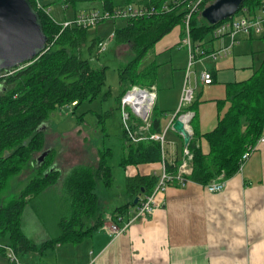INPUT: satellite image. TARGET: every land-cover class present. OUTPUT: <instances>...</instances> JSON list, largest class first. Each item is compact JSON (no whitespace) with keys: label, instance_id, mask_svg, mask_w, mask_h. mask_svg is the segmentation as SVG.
<instances>
[{"label":"trees","instance_id":"trees-1","mask_svg":"<svg viewBox=\"0 0 264 264\" xmlns=\"http://www.w3.org/2000/svg\"><path fill=\"white\" fill-rule=\"evenodd\" d=\"M29 1L39 13L43 31L48 37L46 48L22 66L11 68L14 71L10 74L4 75L5 70L0 72V236L8 234V244L16 253L42 251L49 245L82 241L105 220L94 192L96 182L100 179L107 186L112 182V171L107 162L109 148L97 151L94 169L77 165L69 170L66 186L71 195L70 215L59 219L57 225L60 230L55 237L39 244L32 242L24 234L21 222L30 199L53 186L59 178L60 171L52 164L51 149L46 151L41 161L36 160L39 166L37 175L29 180L16 197L4 200L13 175L35 160L34 155L41 150L44 141L41 126L49 112L70 105L77 108L83 102L92 101L101 94L105 83V66L94 68L90 66L88 58L81 56L83 47L91 54L101 39L92 38L87 43V28L76 24L62 27L46 13L45 7H39L36 0ZM168 1L170 0H143V5L155 7L157 11L126 18L121 27L113 30L114 41L118 45L129 46V58L117 67L120 82L118 104L123 93L132 85L150 86L155 83L158 65L155 61L139 68L155 43L179 24L183 29L182 36L185 35L184 3L162 9L163 4ZM263 2L264 0H244L236 13L253 16ZM102 8L112 11L116 7L111 0H103ZM213 29L214 25H209L199 12L191 14L188 33L194 45L208 37L212 38ZM251 35L258 37L264 44V27L260 34ZM104 94L108 95L110 91H105ZM217 102V121L202 134L208 143V152L203 153L196 145L198 134L193 129L187 144L192 153V171L188 179L201 185H206L221 175L227 179L235 174L242 154L264 131V48L263 58L252 75L242 81L227 83L225 98ZM224 108L225 111L222 112ZM84 114L82 112L77 115V120L82 122ZM151 130H161L154 108ZM123 136L125 155L120 161L123 167L161 160L158 142H131L125 131ZM177 164L176 161L174 165L165 161L166 170L176 172ZM157 180L158 176L155 174L125 177L124 187L130 201L113 209V221L119 224L124 218L128 220L130 208L136 206L133 204L134 197L141 189V194L150 193Z\"/></svg>","mask_w":264,"mask_h":264},{"label":"crops","instance_id":"crops-1","mask_svg":"<svg viewBox=\"0 0 264 264\" xmlns=\"http://www.w3.org/2000/svg\"><path fill=\"white\" fill-rule=\"evenodd\" d=\"M36 1L41 4L40 0ZM182 33L180 27L165 34L148 52L149 62L158 64L156 72L159 67H165L158 59L169 52L163 62L171 67L157 76L160 81L156 79L154 83V109L161 111L158 115L161 130L170 123L166 130L165 159L173 165L175 161L179 163L184 145L182 134L172 127L175 119L171 121L179 103L188 61ZM228 43L229 38L223 36L208 37L196 45L197 49L209 52ZM263 48V41L258 37L240 34L225 56L214 60L199 56L198 66L196 64L193 71L198 73L205 68L213 74L211 83H196V91H199L190 107L194 113L191 131L198 134L196 143L203 153L208 152V143L202 134L214 126L218 116L217 107L207 109L206 102L214 104L222 93L225 97L227 83L250 77L263 58ZM200 93L211 96L199 101ZM161 170V161L128 164L124 166V175L158 176ZM97 198L102 211L100 198ZM129 201L126 192L120 205ZM114 208H107L102 217L109 218ZM133 210L130 208L129 218ZM126 221L124 218L119 225ZM55 247L65 264H264V142L250 152L241 172L236 171L226 179L222 191L210 192L191 180L185 185L169 184L157 195L151 213L132 218L122 233L112 236L97 228L78 243H57ZM45 254V249L26 252L22 264H52L44 261ZM5 255L3 250L0 264H11Z\"/></svg>","mask_w":264,"mask_h":264},{"label":"rangeland","instance_id":"rangeland-1","mask_svg":"<svg viewBox=\"0 0 264 264\" xmlns=\"http://www.w3.org/2000/svg\"><path fill=\"white\" fill-rule=\"evenodd\" d=\"M112 1L118 8L127 4L142 5L143 0ZM40 2L41 4L38 2L37 4L40 6L44 4L46 13L56 23L72 21L77 15L88 10L101 12L103 9L101 0H40ZM238 14L235 13L234 15ZM125 19L109 17L95 26L87 28V43L92 38L97 37L107 42L106 50L101 53H98V46L94 47L91 54L87 53L85 47L81 50V56L88 58L90 66L94 68L105 66V83L101 89V94L92 101L83 102L77 108H73L70 105L49 112L47 119L41 126L44 133L41 150L34 155L35 160L27 164L21 172L13 175L8 189L5 191V201L16 197L29 180L37 175L36 172L39 171V166H37L36 160L43 152L51 149L53 152L52 164L60 171L59 178L53 186L45 189L40 195L32 197L22 215L23 232L32 242L39 244L51 237H55L59 233L60 229L57 222L60 218L68 217L71 212V195L66 186L67 173L77 165H85L94 169L97 163L98 150L109 148L107 162L112 171V182L110 185L107 186L102 180L98 179L94 187V192L100 198L102 204L103 212H101L104 214L107 208L111 206L114 208L122 203V196L126 192L123 185L125 180L124 167L120 165V161L125 155V143L123 141V132L125 130L122 126V111L117 102V94L120 90L117 67L129 58V53H127L129 46L118 45L110 35L114 28L121 27L125 23ZM180 27V24L176 25L170 32L173 33ZM168 55L169 52H166L161 59H158L159 62L164 63L163 66L165 67L158 68L157 76L161 75L168 67H171L167 62H163ZM149 58L148 53L140 63L139 68L146 65L149 62ZM196 64L198 66V63ZM196 64L192 67L193 70ZM157 79L159 80L158 77ZM196 85L194 99L199 91H196ZM108 90L110 94H104ZM210 96V94L203 95V93H200L199 101L207 100ZM222 97H224L223 93L219 95L214 104L206 102L205 107L207 109L209 106L218 107L217 101L225 98ZM223 110L225 111V108ZM82 112H85V114L82 122H80L76 117ZM155 112L158 115L161 114L158 108ZM195 120H198V118L196 117ZM8 237V234L0 236V254L3 253L4 245L9 243ZM56 245L46 247V260L44 261H51L52 264H65L66 261L60 259ZM25 254L17 253L22 263ZM3 259L8 263L7 256L6 259L8 261L5 258ZM45 263L47 264V262Z\"/></svg>","mask_w":264,"mask_h":264},{"label":"built area","instance_id":"built-area-1","mask_svg":"<svg viewBox=\"0 0 264 264\" xmlns=\"http://www.w3.org/2000/svg\"><path fill=\"white\" fill-rule=\"evenodd\" d=\"M209 1L212 0H170L168 2H165L162 7V9H169L173 5L184 3L186 10L184 20L185 35L182 38V43L188 50V61L185 69L179 103L175 113L171 117V121L179 118L189 132L190 138L192 137L190 122L194 116V113L190 106L194 101L195 85L197 83V80L201 81L204 84H209L213 80L212 74L208 69L201 68L198 73H195L193 71L192 67L196 63H198L200 59L199 56L205 55V57H208L212 60L218 57L225 56L229 53L230 47L236 41L237 37H239L240 34L258 35L262 32L264 27L263 2L259 11L253 16L239 13L238 15L227 17L226 19L214 25L211 36L213 38L227 36L229 38V43L227 45L209 52H205L202 49H197V45H194L190 40L188 33V22L191 14L200 12L201 9L209 3ZM38 6L41 7L40 5ZM156 11L157 9L155 7H149L143 4H127L122 7L114 8L112 11L103 9L101 12L97 10H88L77 15L72 21H65L59 24L62 27L68 26L70 24H76L78 26L88 28L95 26L102 20L109 17H137L145 14H152ZM112 36L113 32L111 33L110 37L112 38ZM97 46L98 52H102L106 49L107 42L101 40ZM18 66L20 67L22 66V64ZM13 71L14 69L6 70L4 72V75H8ZM155 99L156 88L154 84L150 86L132 85L123 93L120 98L119 107L122 111V126L126 132L128 139L131 142H139L142 140H152L158 142L160 145V161L162 162V170L158 175V180L152 191L148 194L145 193L140 195V198L133 210V216L130 217L125 222V224L121 226L118 223L114 222L111 215L109 216V218H105V220L98 228L104 230L108 235L114 236L116 234L122 233L126 229L132 218L138 216L145 217L146 215L151 213L153 206L156 204L157 195L159 193H163L169 184L176 183L178 185H185L189 181L188 176L192 171V153L191 151H189L187 144L183 145L182 156L179 163L177 164L176 172L171 173L166 170V130L168 126H170V123L165 129L158 132L151 130V117ZM263 142L264 133L259 136L257 142H255L253 145H249L246 151L242 154L237 172H241L242 166L250 155V152L256 149L259 143ZM225 182L226 179L221 175L217 179L210 181L209 183L204 185V187H206L208 191L215 193L222 191L225 186ZM3 250H5V254L12 264H22V262L18 258L17 253L9 244L4 245Z\"/></svg>","mask_w":264,"mask_h":264},{"label":"water","instance_id":"water-1","mask_svg":"<svg viewBox=\"0 0 264 264\" xmlns=\"http://www.w3.org/2000/svg\"><path fill=\"white\" fill-rule=\"evenodd\" d=\"M244 0H212L199 12L209 24L234 15ZM48 37L37 10L29 0H0V72L9 70L32 60L46 48ZM173 129L182 134L184 144H188L190 134L183 122L177 118ZM46 151L38 158L41 161ZM141 192L133 199L137 204Z\"/></svg>","mask_w":264,"mask_h":264},{"label":"bare ground","instance_id":"bare-ground-1","mask_svg":"<svg viewBox=\"0 0 264 264\" xmlns=\"http://www.w3.org/2000/svg\"><path fill=\"white\" fill-rule=\"evenodd\" d=\"M191 127V126H190Z\"/></svg>","mask_w":264,"mask_h":264}]
</instances>
